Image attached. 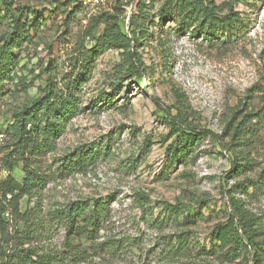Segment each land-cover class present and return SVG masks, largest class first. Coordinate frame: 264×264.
<instances>
[{
    "label": "rangeland",
    "instance_id": "374dc122",
    "mask_svg": "<svg viewBox=\"0 0 264 264\" xmlns=\"http://www.w3.org/2000/svg\"><path fill=\"white\" fill-rule=\"evenodd\" d=\"M208 1L219 16L237 14L242 27L208 38L193 33L202 19L161 24L164 0H9L12 10L0 16V43L17 7L27 6L35 22L18 65L0 84V158L8 126L45 95L54 66L59 67L54 86L78 76L86 80L77 91L80 111L46 157L51 179L43 200L46 209L74 200L110 201L98 243L116 242L120 250L92 256L90 264H259V258L264 264V119L233 139L243 120L264 108V0ZM56 7L81 13L66 26L63 14H53ZM145 12L137 43L100 50L83 70L77 50L82 44L92 50L105 22L129 35L132 16ZM89 30L95 38L84 40ZM133 49L143 61L137 70L127 65ZM196 130L208 135L191 143L182 133ZM93 148L101 154L91 166L63 174L64 158ZM235 158L243 165L239 172H231ZM13 177L23 181L21 165ZM167 205L180 207L177 220ZM237 208L252 220L256 246L229 256L230 240L215 241L214 231ZM181 233H187L189 256L165 254L171 244L178 246Z\"/></svg>",
    "mask_w": 264,
    "mask_h": 264
},
{
    "label": "trees",
    "instance_id": "16d2710c",
    "mask_svg": "<svg viewBox=\"0 0 264 264\" xmlns=\"http://www.w3.org/2000/svg\"><path fill=\"white\" fill-rule=\"evenodd\" d=\"M210 5L208 0H164L157 18L161 24L168 20L180 25L202 19L201 25L193 33L199 32L198 34H204L208 38L230 34L242 27V20L237 14L230 13L222 17ZM12 8L9 0H0V16ZM57 8L60 7H56V10ZM74 9L76 11L73 15L66 8H60L53 14H63L67 26L68 20L77 18L81 13L77 7ZM13 14L12 29L1 38L0 43V84L10 79L19 63V52L32 39V23L35 27L27 6L17 7ZM33 16L36 19L41 17L39 12L33 13ZM147 20L146 12L132 16L129 35L123 33L117 23L105 22V30L96 40V46L92 50H86L82 44L77 50L78 63L87 72L96 52L105 48L130 49L132 42L137 43V33L144 31ZM102 23L103 21H99L96 28ZM87 37L95 38L94 30H89L84 40ZM142 62L137 50L127 52L129 68L137 70ZM58 72L59 67L56 65L48 74L45 95L23 109L7 129L9 141L4 147L6 153L0 158V264H90L92 256L98 257L105 251L113 253L120 250V245L116 242L98 243L103 225L111 215V205L107 198L74 200L53 209H46L44 206L43 192L51 179V175L45 170L48 162L46 157L55 152V141L65 131L66 124L80 111L77 91L86 82L82 76H78L61 87L59 84L54 86L53 80ZM143 80L145 78L139 79L138 84H142ZM262 119L264 108L248 115L234 130L233 139L237 140L249 125L253 126L254 121ZM171 125H175V133L181 132L176 123L171 122ZM182 133L188 135L191 143L208 135L207 132L198 130ZM218 141L222 142L221 137H218ZM100 154L94 148L75 151L66 157L67 160L63 159V174L82 173ZM239 160L235 158L232 161L231 172H239L243 168L238 163ZM19 165L24 174L21 183L13 177ZM3 171L7 174L5 178L1 176ZM142 207L145 208V205L142 204ZM166 207L170 216L175 215L176 220L182 214L178 206ZM252 230V220L237 208L236 214L225 225L216 227L214 239L223 243L230 240L232 246L228 251L229 256L236 250L241 254L243 250L256 246L255 238L250 234ZM61 232L64 233L63 238L60 237ZM187 241V233H181L177 240L178 246L171 244L165 254L189 256ZM258 263L262 264V258L258 259Z\"/></svg>",
    "mask_w": 264,
    "mask_h": 264
}]
</instances>
